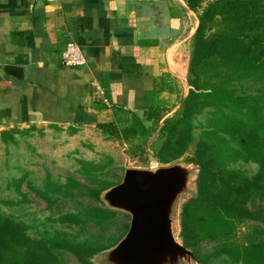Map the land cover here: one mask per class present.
<instances>
[{
    "label": "trees",
    "instance_id": "16d2710c",
    "mask_svg": "<svg viewBox=\"0 0 264 264\" xmlns=\"http://www.w3.org/2000/svg\"><path fill=\"white\" fill-rule=\"evenodd\" d=\"M184 2L198 19L186 76L189 90L180 110L157 128L162 142L155 157L170 164L190 154L185 161L200 167L199 194L183 207L181 234L201 263L264 264V213L252 208L264 202V89L239 91L246 82L264 81V0ZM160 119L151 108L98 127L144 163L148 150L139 139ZM34 128L4 130L0 140L17 149ZM68 132L76 134L78 128ZM18 155L13 165L8 158L3 163L4 170L13 167L20 174L5 178L15 196L0 199V264H71L72 259L94 264V254L125 235L130 216L106 208L100 199L122 179H116L110 154L75 157L77 175L59 178L47 171L40 185L29 178ZM238 162L255 164L256 173L249 176L232 167ZM30 192L52 211L43 220H26L33 215L24 211L33 201ZM63 202L75 204L74 209L61 211ZM200 244L213 248L204 254Z\"/></svg>",
    "mask_w": 264,
    "mask_h": 264
},
{
    "label": "crops",
    "instance_id": "0c3cea01",
    "mask_svg": "<svg viewBox=\"0 0 264 264\" xmlns=\"http://www.w3.org/2000/svg\"><path fill=\"white\" fill-rule=\"evenodd\" d=\"M197 26L184 0H0V133L101 131L151 108L157 130L188 93ZM70 42L85 65L62 63Z\"/></svg>",
    "mask_w": 264,
    "mask_h": 264
},
{
    "label": "water",
    "instance_id": "95a60500",
    "mask_svg": "<svg viewBox=\"0 0 264 264\" xmlns=\"http://www.w3.org/2000/svg\"><path fill=\"white\" fill-rule=\"evenodd\" d=\"M197 163L184 160L149 168L128 167L122 180L102 191L110 210L128 214L129 228L113 246L91 257L94 264H203L184 245L183 207L198 197Z\"/></svg>",
    "mask_w": 264,
    "mask_h": 264
},
{
    "label": "rangeland",
    "instance_id": "374dc122",
    "mask_svg": "<svg viewBox=\"0 0 264 264\" xmlns=\"http://www.w3.org/2000/svg\"><path fill=\"white\" fill-rule=\"evenodd\" d=\"M261 89H264V81L246 82L239 87V91L245 93H254ZM108 136L103 130L82 129L80 132L71 135L66 127L62 128V130H57L56 128L50 127V125H39L30 131L28 137L26 136L25 140L20 142V146L17 149H14V146H6L0 140V199L15 196L13 189L7 187V180L5 178L10 176L9 173L18 175L20 172L13 167L4 170L3 163L8 158V164L10 166L13 165L19 159L18 154H20L21 166L30 172L29 178L34 180L36 185L41 184V180L47 171H50L55 177L59 178L67 175H77L75 172L77 167L75 157L95 159L100 157L102 153L110 154L115 160V166L117 168L115 173L116 179H118L123 177V169L128 167L149 168L152 162L158 166H165L177 161H185L187 157L192 156L190 154L184 155L179 160L170 164L158 162L155 153L161 145L162 139L158 135L157 130L154 129L146 138L139 139V141L145 142L148 150V159L142 163L130 155L127 150V145L117 139H110ZM232 167L241 169L249 176H253L258 168L253 163L244 162L235 163ZM211 180L215 182L213 177ZM216 180L217 182L220 181L217 177ZM30 197L33 200L32 204L26 207L24 211L31 212L33 215L28 216L26 220H31L34 217L43 220L51 214L52 211L47 208V204L43 200L33 192H30ZM59 206L61 211H70L74 209L75 204L63 202ZM252 208L254 210L262 209L264 213V202L256 201ZM244 229L245 226H242L238 231L237 237L239 241L242 240L243 235L241 230ZM200 246L202 249L201 252L204 254L213 248V244H200ZM70 263L78 264L74 259Z\"/></svg>",
    "mask_w": 264,
    "mask_h": 264
},
{
    "label": "built area",
    "instance_id": "2783aa9c",
    "mask_svg": "<svg viewBox=\"0 0 264 264\" xmlns=\"http://www.w3.org/2000/svg\"><path fill=\"white\" fill-rule=\"evenodd\" d=\"M62 63L69 67H78L86 64L81 48L74 42L67 44L62 52Z\"/></svg>",
    "mask_w": 264,
    "mask_h": 264
}]
</instances>
